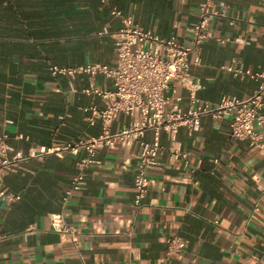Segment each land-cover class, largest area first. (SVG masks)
Returning <instances> with one entry per match:
<instances>
[{"label":"crops","instance_id":"0c3cea01","mask_svg":"<svg viewBox=\"0 0 264 264\" xmlns=\"http://www.w3.org/2000/svg\"><path fill=\"white\" fill-rule=\"evenodd\" d=\"M201 2L0 0V136L6 137L10 155L100 134L98 123L87 124L84 110H102L106 100L84 91L111 92L112 81L102 75L52 76L49 68H113L110 38L96 35L123 27L112 10L143 31L187 43ZM223 5L227 17L208 29L214 38L229 41L207 39L200 45V63L189 68L199 87L192 91L170 81L165 110L188 108L191 93L214 106L222 96L244 100L256 89L255 82L222 68L264 71V2L215 0L217 9ZM132 120L118 115L110 131ZM229 123L230 117H204L199 132L190 136L181 128L174 144L160 132L162 147L175 145L188 157L183 162L166 151L159 155L140 210L133 206L132 188L138 139L99 150V164L88 169L85 186L64 205V190L83 151L20 163L3 179L19 200L0 202V264H264V156L231 138ZM142 140L152 143L153 133L145 132ZM52 214L80 231L76 246L51 230ZM173 235L188 244L179 257L165 260V243Z\"/></svg>","mask_w":264,"mask_h":264},{"label":"built area","instance_id":"2783aa9c","mask_svg":"<svg viewBox=\"0 0 264 264\" xmlns=\"http://www.w3.org/2000/svg\"><path fill=\"white\" fill-rule=\"evenodd\" d=\"M264 2V0H262ZM226 5L220 9L215 7V0H202L198 7V20L189 28L190 39L187 43L174 39H162L151 32L143 31L132 25L129 17L112 10L113 16L119 17L123 27L113 33L100 31L98 37L108 36L115 54L113 68L101 65H89L77 69H66L52 66L49 72L52 76L76 74L102 75L109 78L113 84L111 92L85 90L86 94H94L106 100L104 108L94 107L84 111L88 113L85 121L88 125L100 126V134L96 138H89L65 147H30L26 156L10 155L11 148L6 143V137L0 136V202L7 205L19 200V196L8 193L3 184L4 177L19 169L20 163L29 159H42L48 155L60 156L63 152L77 155L81 150L83 156L76 163V174L69 186L64 190L62 204H66L71 197L80 192L86 184L87 171L93 165H98L96 153L102 149H111L129 139H138L139 155L135 168L132 188L134 193L133 206L136 210L144 207L147 193L148 173L159 165V155L166 151L170 159L187 160V152L179 151L172 145L165 149L158 142V134L164 132L175 143L179 129L184 128L191 136L200 130V121L204 117L221 120L230 117L231 138L246 142L250 151L264 156V71L225 66L222 69L240 80L249 79L255 82L253 94L244 100L222 96L219 101L210 106L207 102H198L191 93V104L182 109L172 105L165 110L168 99L165 93L169 89L170 81L178 82L183 88L195 91L199 86L193 84L189 78L191 65L200 63L199 48L207 39H214L223 44L228 39L214 38L209 31V24L215 19L226 18ZM193 57V60L190 58ZM118 115L131 117L133 120L118 132L112 133L110 127ZM154 135L152 143L142 140L145 132ZM217 164V160H213ZM50 228L56 234L65 235L71 244L76 246L81 233L72 226L65 224L61 214L49 216ZM3 239V237L1 238ZM188 242L173 235L166 240L165 260L179 257L187 247Z\"/></svg>","mask_w":264,"mask_h":264}]
</instances>
